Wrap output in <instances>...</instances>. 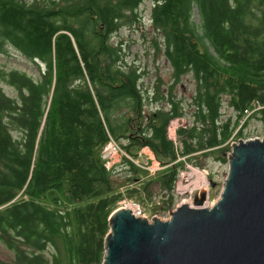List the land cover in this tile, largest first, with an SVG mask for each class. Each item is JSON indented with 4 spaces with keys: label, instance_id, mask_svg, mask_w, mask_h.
<instances>
[{
    "label": "trees",
    "instance_id": "trees-1",
    "mask_svg": "<svg viewBox=\"0 0 264 264\" xmlns=\"http://www.w3.org/2000/svg\"><path fill=\"white\" fill-rule=\"evenodd\" d=\"M142 1L0 0V52L10 44L36 67H0L16 90L0 87V241L13 254L0 264H101L123 196L115 172L138 182L131 199L153 200L157 183L168 196L152 207L167 210L182 157L226 162L245 109L264 127V0H150L152 44L170 73L151 86L111 39L140 20ZM109 135L132 155L150 146L165 165L157 178L141 180L146 170L125 157L107 169Z\"/></svg>",
    "mask_w": 264,
    "mask_h": 264
},
{
    "label": "water",
    "instance_id": "water-1",
    "mask_svg": "<svg viewBox=\"0 0 264 264\" xmlns=\"http://www.w3.org/2000/svg\"><path fill=\"white\" fill-rule=\"evenodd\" d=\"M227 164L210 205L203 189L165 219L112 210L101 264H264V136L232 142Z\"/></svg>",
    "mask_w": 264,
    "mask_h": 264
},
{
    "label": "rangeland",
    "instance_id": "rangeland-1",
    "mask_svg": "<svg viewBox=\"0 0 264 264\" xmlns=\"http://www.w3.org/2000/svg\"><path fill=\"white\" fill-rule=\"evenodd\" d=\"M150 8H151V1L150 0H143L138 8V12L140 14V20L132 22V23H125L117 31L112 33L111 39L114 42H121V45L124 48V51L126 53V57L130 61H134L137 64H139L144 70H146L147 75L144 78L145 84L148 86H151L153 82L156 81L157 76H160L161 78L167 80L169 77V66L164 60L163 54L161 50H156L152 44V38L158 37V33L153 29L151 21H150ZM194 19L196 21H199V16L194 9ZM0 67L9 69V68H19L26 70L27 72L31 74H36V67L35 65L26 57H24L15 47L12 45H7L5 48V51L0 52ZM184 82L188 85V87H191L192 84L189 82V77H184ZM0 87L3 89L6 93L10 95H16V90L13 86L7 84L5 81L0 80ZM222 110L224 113L222 114L223 117L227 115V113H233L234 112L231 108L227 107L225 104L222 107ZM175 118V117H174ZM178 123L183 124L186 121V117L177 116ZM238 124L229 137V139L226 141L230 147L229 151L231 150V144L232 142L238 141L239 139H245L250 137H263L264 136V127L260 123V121L256 118V116L253 114L252 110L246 112L244 114L243 118H240L238 120ZM177 136V135H176ZM117 140V139H116ZM118 141V140H117ZM119 142V141H118ZM120 143V142H119ZM143 147V146H142ZM227 153V156H228ZM152 155V152L150 148L145 147L144 151H141V148H139L136 152V154H133L134 157L139 158L141 162L144 160H148V156ZM155 155V153H154ZM183 161L190 162V160H186L184 157ZM150 159V158H149ZM154 165L158 166V168L150 169L149 172L147 169L146 172H141L140 179L147 180V179H156L157 178V172L161 170L165 165L160 163L159 159L155 156ZM151 160V159H150ZM153 164V163H152ZM183 164V166H184ZM153 165V166H154ZM195 166H198L199 168H203L207 171V179L209 181V186L211 192L210 196V204L216 200V198L219 196L220 189L222 187L223 180L227 173V161L226 162H219L217 160H211L209 162H206V164L198 165L194 163ZM120 167H118L116 170H118ZM183 169V167L180 168V170ZM154 170V171H153ZM115 177L117 181L120 183L118 186V190H120L123 194L122 198L118 200L117 207L124 205L125 202L135 201L139 202L140 205L146 210V214L149 216H153V214L157 213L154 211L153 207L154 203L152 200H139L135 197L131 199L126 194V187L127 186H133V184H138L134 182H128L123 184V182L126 181L125 176L122 175V172L118 171L115 172ZM211 179L213 180L211 183ZM141 194H144L142 190H140ZM152 191L154 192L153 200L155 201L157 198H160L162 200V196L166 195L165 193H161L162 191L159 189V186L157 183H155L152 186ZM168 194V193H167ZM161 196V197H160ZM178 200H181L178 197H174L173 203L171 205V209H174L175 203L178 202ZM116 207V208H117ZM160 216L165 217L169 215L168 209L167 210H161V212L158 213ZM149 218H151L149 216ZM12 251L6 248V246L0 241V259L4 260H11L12 259Z\"/></svg>",
    "mask_w": 264,
    "mask_h": 264
},
{
    "label": "built area",
    "instance_id": "built-area-1",
    "mask_svg": "<svg viewBox=\"0 0 264 264\" xmlns=\"http://www.w3.org/2000/svg\"><path fill=\"white\" fill-rule=\"evenodd\" d=\"M250 110L253 111V109H245V114L246 112ZM178 125H179L178 118L175 117V118L170 119L169 124L167 126V135L175 143H177L176 128ZM145 147L150 148L152 152V155L148 156L151 160L148 158V160H144L143 162H141L139 158L134 157L132 154L127 152L125 148H123L120 145V143L116 140V138L109 135L108 140L104 143L101 149L102 157L104 158V165L107 169H111L114 166L120 165L122 163L123 157H125L128 160L135 163L136 165L141 166L150 172L151 168L152 169L158 168V166L154 165V160L156 159H155L154 151L151 149L150 146L144 145L143 147H141V151L143 152ZM209 185L210 184L207 179V171L205 169L195 166L194 163L192 162H188V161L185 162L183 169L178 171L176 178L174 180L173 188L171 190V194L173 195V197L176 198L179 196V198L181 199V200H178L177 203H175V206L182 201L189 202L191 204L194 193L196 191H200L203 189L208 193L207 198H206V205H208L207 203L210 202L209 200L210 199V192H209L210 186ZM167 196L168 194L162 197L160 196V197L166 198ZM152 201L155 204L161 203L160 198H157L155 201L154 200ZM124 205H129L131 208L135 209L137 211L134 213L135 215L146 216L148 219H150L149 216L152 217L151 215L148 216L145 212L146 210L139 203L135 201H130L128 203L125 202ZM203 205H205V200H204ZM170 210L172 209L171 208L168 209V212H169L168 216H165V217L160 216L158 213L161 212V210L157 211V213L153 214V216H157L161 219L169 218Z\"/></svg>",
    "mask_w": 264,
    "mask_h": 264
},
{
    "label": "bare ground",
    "instance_id": "bare-ground-1",
    "mask_svg": "<svg viewBox=\"0 0 264 264\" xmlns=\"http://www.w3.org/2000/svg\"><path fill=\"white\" fill-rule=\"evenodd\" d=\"M188 203H189V202H188ZM189 204H190V203H189ZM207 204L210 205V202H208ZM190 205H192V203H191Z\"/></svg>",
    "mask_w": 264,
    "mask_h": 264
}]
</instances>
